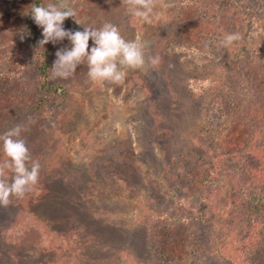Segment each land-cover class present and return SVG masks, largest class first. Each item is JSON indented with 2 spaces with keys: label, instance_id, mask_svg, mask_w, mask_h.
I'll use <instances>...</instances> for the list:
<instances>
[{
  "label": "rangeland",
  "instance_id": "rangeland-1",
  "mask_svg": "<svg viewBox=\"0 0 264 264\" xmlns=\"http://www.w3.org/2000/svg\"><path fill=\"white\" fill-rule=\"evenodd\" d=\"M193 1L157 0L150 22H145L131 13L126 0H69L76 16L64 21L66 30L111 23L126 40L140 39L146 63L140 69L123 68L125 82L119 85L91 81L87 61L72 77L52 79L66 90L67 103L56 106L52 122L43 117L29 143L25 138L32 159L41 164L42 186L35 185L39 190L32 188L17 204L13 197L8 207H0V233L8 253L0 256V264H136L149 254L151 211H180L167 185L181 197L201 192L203 169L197 162L202 153L188 146L190 125L214 119L211 107L222 115L214 120L230 122V113L220 108L245 83V50L264 47V7L256 8L260 18H252L240 41L226 49L218 46L222 39L213 40L205 50L208 55H202L199 48L178 46L181 21L190 15L188 2ZM28 3L0 0V136L23 123L18 111L36 95V59L24 26L31 22L28 27L40 40L43 30L33 19L26 20ZM45 45L54 61L57 50L71 48L67 39ZM92 46L90 39L89 50ZM149 57L159 62L152 64ZM192 77L206 85L197 98L185 87ZM214 140L222 145L221 139ZM44 186L50 188L45 195L40 190ZM222 208L216 205L210 213L220 225L212 235L234 250L232 236L241 227L225 219ZM207 228L191 225L188 240L179 228L163 229L151 245L182 254L185 264H201L198 247L208 239ZM235 245L240 251L230 254L242 261L245 250ZM259 255L258 263L264 264V254Z\"/></svg>",
  "mask_w": 264,
  "mask_h": 264
},
{
  "label": "trees",
  "instance_id": "trees-1",
  "mask_svg": "<svg viewBox=\"0 0 264 264\" xmlns=\"http://www.w3.org/2000/svg\"><path fill=\"white\" fill-rule=\"evenodd\" d=\"M167 1L170 3V0ZM59 2L60 0H29L25 7L26 20L33 19L30 16L34 5ZM193 2L196 4L191 5L192 2H188L190 15L184 16L181 21L178 46L185 47L186 50L199 48L201 50L199 53L202 55H208L205 50L210 43L223 39L220 35L221 31L244 33L245 28L249 30L252 18L255 15L260 18L256 8L264 7V0H194ZM30 23L27 21L24 26L26 28L24 37L34 51L36 59L37 90L32 103L23 111H18L23 117L21 125L25 128L22 138H27V143L30 142L31 132L40 130L37 125L41 124L43 117H47L52 122L50 116L55 115L56 106L67 103L66 90L52 80L51 67L54 59L50 48L39 45L40 39L34 34L32 27H28ZM241 50L242 48L238 49ZM245 59L246 61H242L245 83H239L238 90H234V93L230 92L229 97L224 101L225 106L220 108L223 109L222 112L226 110L230 113V122L228 118L214 120L221 118L222 115L220 116L217 108L211 107L216 114L214 119L212 118L208 123L201 121L192 123L187 134L190 140L189 148H196L202 153L197 162L203 169V178L200 181L201 192L197 196L181 197L177 195V191L167 185L168 192H171L170 197L175 199L174 207L180 211L174 215L169 211L162 212L156 209L151 211L152 216L147 225L150 242L146 244L150 251L148 250L149 254L144 258L140 257L136 264H185L182 261V254L171 253L170 249L159 250V247L152 246L151 242L158 238V233L163 229L170 228V230L179 228L180 232L182 230L181 233L186 234L184 238L188 240L187 228L191 225L209 228L206 232L209 235L204 233L209 240L202 242L198 247L202 256L201 264H254L259 262V254H264V47L258 51L245 50ZM205 86L194 77L185 81L187 93L192 98L200 97L206 90ZM229 87L231 88V85ZM216 138L221 139V146L214 140ZM6 159L3 141L0 140V163ZM8 175L11 177V170H8ZM161 180L165 184V177H161ZM39 186H42V183H39ZM35 190L39 188H33L34 192ZM40 190L45 195L50 188L44 186ZM85 194L86 192H82V195ZM40 197L42 195L38 196ZM19 200L21 198H17L15 203ZM220 204L223 207L221 212L224 218L241 227L240 233H234L232 236V238L235 236V242L232 241L234 250L227 248L223 241L212 235V231H220V225L210 213L212 208ZM238 236L242 237V243L239 242ZM235 243H239L245 250L242 261L235 260L234 254H230L231 251H240ZM5 245L6 238L0 233L2 258L8 254L4 251ZM193 245L197 247L196 244ZM179 247L181 248L182 245ZM214 256L218 257V260L215 258L212 261Z\"/></svg>",
  "mask_w": 264,
  "mask_h": 264
},
{
  "label": "clouds",
  "instance_id": "clouds-1",
  "mask_svg": "<svg viewBox=\"0 0 264 264\" xmlns=\"http://www.w3.org/2000/svg\"><path fill=\"white\" fill-rule=\"evenodd\" d=\"M126 3L134 16L150 22L157 0H126ZM75 16L76 11L70 6L69 0L32 7L31 17L43 30L39 45L44 46L49 42L55 44L65 39L71 43L70 49L62 48L55 53L56 60L51 67L53 79L72 77L77 67L87 61V75L91 81L119 85L125 82L126 72L123 68L144 67V46L139 38L126 40L111 23H105L99 29L84 27L83 31L66 30L64 21ZM90 39L93 46L89 50ZM241 39L240 33H229L220 41V46L227 49ZM149 62L157 64L159 58L149 57ZM24 130L23 125H16L0 137L7 157L0 163V207H8L13 197H24L39 183L41 164L38 160H32L27 143L22 138ZM8 170H11V177Z\"/></svg>",
  "mask_w": 264,
  "mask_h": 264
}]
</instances>
